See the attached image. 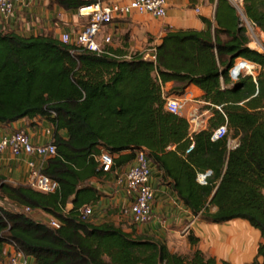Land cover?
<instances>
[{
	"label": "trees",
	"instance_id": "obj_1",
	"mask_svg": "<svg viewBox=\"0 0 264 264\" xmlns=\"http://www.w3.org/2000/svg\"><path fill=\"white\" fill-rule=\"evenodd\" d=\"M52 2L66 11L90 5ZM202 21L201 31H168L155 62L140 54L121 59L125 54L117 51L120 58L98 55L51 34L23 38L0 31V124L49 122L56 155L42 173L58 185L43 194L0 175V263L9 245L33 264H230L197 249L192 234L190 252L182 255L133 230L81 218L80 210L101 197L89 185L103 173L96 157L117 156L112 171L144 149L193 217L215 225L242 220L257 230L256 254L246 264H264V54L249 48L246 28L248 22L264 34V0H242V14L229 0H216L214 21ZM238 59L259 71L231 85L228 74ZM169 82L177 96L189 86L202 92V109L211 115L206 129L190 134L184 117L164 110L161 86ZM222 125L227 136L211 141ZM229 140L237 146L229 149ZM170 146L175 149L167 151ZM5 202L41 211L60 227L53 230Z\"/></svg>",
	"mask_w": 264,
	"mask_h": 264
},
{
	"label": "crops",
	"instance_id": "obj_2",
	"mask_svg": "<svg viewBox=\"0 0 264 264\" xmlns=\"http://www.w3.org/2000/svg\"><path fill=\"white\" fill-rule=\"evenodd\" d=\"M106 1L125 4L129 0ZM238 1L242 3V0ZM215 2L216 0H166V15L164 18H154L149 14L133 12L126 17L115 19L113 24L103 31V34L104 36H111L110 50L112 52H120L125 54L123 57L129 58L131 54H140L156 48L168 31H201L205 29L202 18L211 22L214 21ZM87 24L88 19L80 16L78 11L63 10L52 0H26L25 5L15 6L12 17L7 20L0 18V31L11 32L23 38H36L51 34L58 40L65 33L74 38ZM122 34L125 35L123 39L126 41H122L123 45L117 44L114 39ZM249 48L251 49V47ZM173 87V82L164 84V93L174 95L171 93ZM201 96L202 92L197 87H187L184 94L180 96L188 100L186 109L181 116L186 119L191 110H196L204 121V126L201 129L204 130L211 115L209 111L198 106L204 105L200 100ZM18 130L24 131L31 142L37 145L49 143L53 136V130L49 122L45 118L38 117L32 120L21 119L8 125L0 124V140ZM59 135L63 138L67 136L65 131H60ZM236 146V140L228 141L229 149ZM174 149V146H170L166 150ZM126 154L128 152L122 153V155ZM29 162H35L36 165L40 164V160L37 158L25 154L13 156L7 150L0 154V175L9 183L26 184ZM133 164L134 159L122 167L110 172H103L100 177L89 181V185L101 193L100 199L90 205L92 210L89 218L90 223L100 225L111 222L120 226L125 232L133 230L137 235L163 241L171 252L182 255L190 252L187 236L192 234L199 239L196 248L218 261H226L230 264H246L253 260L260 241L257 230L252 229L242 220H233L225 224L215 225L201 222L193 217L177 198L169 185V181L163 178L162 172L151 161L149 184L154 192L153 218L146 225H135L130 216L125 213L131 202L126 197L123 188L115 182L116 176L126 173ZM198 180L199 177L197 179L199 183ZM70 208L71 204L67 206L68 210ZM34 215L36 216L34 219L41 223L50 219L47 214L41 211H35ZM245 226L249 228L250 234L252 233L253 243L251 246L253 248L251 247L250 250H247L243 245L244 239L240 235ZM8 246L5 245L4 247L3 261L0 264L5 262L6 254L13 250L11 246ZM28 259L33 264V259L31 257H28Z\"/></svg>",
	"mask_w": 264,
	"mask_h": 264
},
{
	"label": "built area",
	"instance_id": "obj_3",
	"mask_svg": "<svg viewBox=\"0 0 264 264\" xmlns=\"http://www.w3.org/2000/svg\"><path fill=\"white\" fill-rule=\"evenodd\" d=\"M90 5L78 10L80 16L88 19V24L81 32L77 33L74 38L65 33L59 37V41L67 45H77L84 48L86 51L98 55L105 54L110 57L120 58L113 54L110 50L111 36H104V30L110 27L115 19L126 17L135 12L138 14H149L154 18H164L166 15V0H129L128 3L118 4L109 3L106 0H88ZM26 0H0V18L7 20L13 16L15 6L25 5ZM254 29V25L246 23ZM247 28V27H246ZM255 45V43H253ZM145 61L155 62V48L148 52L140 53ZM121 59H129L121 57ZM249 68H252L250 70ZM259 67L251 62L243 59H238L234 67L229 71V80L231 85L236 84L241 78L246 76L255 77ZM162 98L164 100V110L181 116L186 109L188 100L177 95H166L161 86ZM219 110V108H218ZM190 134L196 133L204 126V121L197 114L196 110H191L186 118ZM227 136L226 125L219 126L213 130L210 140L217 141ZM192 148V147H191ZM9 151L11 155L18 156L25 154L40 160V164L29 162V173L26 180L28 185L33 190L50 194L57 190L58 185L42 173L47 160L56 155V147L52 144V139L47 144H33L29 136L22 130L13 132L0 140V154ZM99 162V168L102 172H110L113 157L102 153L96 157ZM208 175V173L206 174ZM150 161L144 149L138 150L135 153L134 164L123 175L116 176V184L121 186L126 197L130 200V207L125 211L130 216L135 225H146L152 221V203L154 192L150 182ZM205 175L199 176V183L204 184ZM18 212L34 215L33 210L28 207L15 206ZM81 218L88 221L92 210L90 206H85L80 210ZM36 218V216H35ZM45 223L49 228L58 230L60 224L55 219H48ZM5 264H32L27 256L21 252L12 250L5 257Z\"/></svg>",
	"mask_w": 264,
	"mask_h": 264
},
{
	"label": "rangeland",
	"instance_id": "obj_4",
	"mask_svg": "<svg viewBox=\"0 0 264 264\" xmlns=\"http://www.w3.org/2000/svg\"><path fill=\"white\" fill-rule=\"evenodd\" d=\"M232 5L237 9V11L239 12V14H242V3H239L238 0H229ZM247 27V35L249 38V47H251L252 50H255L261 54H264V34L262 32H260L257 28L254 27L251 28L246 24ZM125 35H120L118 38L114 39V41L118 44L123 45L122 41L125 42L126 40L123 39ZM255 43V45L253 44ZM148 47L146 46V49ZM259 71V70H258ZM201 109L203 108L204 105H198ZM4 206H6L7 208L16 211V208L14 207L13 204H9L7 202L4 203ZM31 217L35 218V216H33L32 214H29ZM9 247V246H8ZM189 254V253H188ZM3 264H5V262H3Z\"/></svg>",
	"mask_w": 264,
	"mask_h": 264
},
{
	"label": "bare ground",
	"instance_id": "obj_5",
	"mask_svg": "<svg viewBox=\"0 0 264 264\" xmlns=\"http://www.w3.org/2000/svg\"><path fill=\"white\" fill-rule=\"evenodd\" d=\"M250 70H252V68H249ZM244 226V225H243ZM250 230H249V228H247L246 226L244 227V229H243V231H242V233L240 234L241 236H242V238L244 239L243 241H244V244L243 245H245V247H246V249L247 250H250V248L252 247L251 245H252V243H253V241H252V238H251V234H250V232H249ZM242 243V242H241ZM241 246H242V244H241ZM253 248V247H252ZM253 250V249H252ZM248 252V251H247Z\"/></svg>",
	"mask_w": 264,
	"mask_h": 264
}]
</instances>
